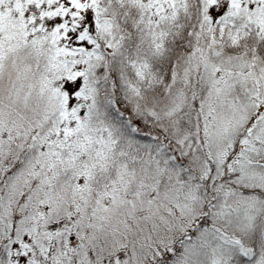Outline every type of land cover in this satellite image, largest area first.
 <instances>
[{"label": "snow or ice", "instance_id": "1", "mask_svg": "<svg viewBox=\"0 0 264 264\" xmlns=\"http://www.w3.org/2000/svg\"><path fill=\"white\" fill-rule=\"evenodd\" d=\"M0 264H264V0H0Z\"/></svg>", "mask_w": 264, "mask_h": 264}]
</instances>
